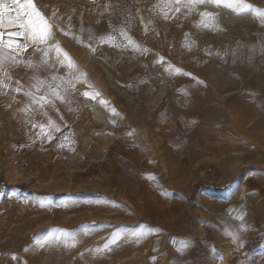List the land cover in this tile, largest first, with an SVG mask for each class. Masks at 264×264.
I'll return each mask as SVG.
<instances>
[{"label": "rangeland", "instance_id": "rangeland-1", "mask_svg": "<svg viewBox=\"0 0 264 264\" xmlns=\"http://www.w3.org/2000/svg\"><path fill=\"white\" fill-rule=\"evenodd\" d=\"M243 3L0 0V264H264V0Z\"/></svg>", "mask_w": 264, "mask_h": 264}, {"label": "snow or ice", "instance_id": "snow-or-ice-1", "mask_svg": "<svg viewBox=\"0 0 264 264\" xmlns=\"http://www.w3.org/2000/svg\"><path fill=\"white\" fill-rule=\"evenodd\" d=\"M15 2L17 4H20V0H15ZM24 2L27 5V8H25L24 11H25V14L28 17H31L32 14L34 13L36 17H39L40 20H43V17L41 15V13L35 7L34 0H24ZM177 2H179V0H177ZM205 2L215 4L216 6H224V7L230 8V9L236 11L237 13L251 9V6L247 5V4H244L243 0H191V3H192L193 6H195V4H197V3H205ZM184 6L187 7L188 5H184ZM22 7H23V5H22ZM28 8H31L30 12L27 10ZM177 10H179V9H177ZM259 14L260 15H264V13H259ZM201 15L202 16H210L211 14L202 13ZM2 20H3V13L0 12V27H3ZM21 26L23 27V25H21ZM207 26L208 25L205 24V27H207ZM45 29H50V26L47 25L46 22H45V27L40 29L39 32H36L34 30L32 33H30V35L32 36L33 42H36L37 40H42V39L45 38V36L47 35V32L45 31ZM65 34L67 35V33H65ZM8 35L11 37V36L23 35V33H8ZM2 36H3V33L0 32V37H2ZM8 43L12 44V43H14V41L9 40ZM129 43H133L134 44V42H132L130 39H129ZM20 47H25V45H20ZM57 51H62V50H60L57 47ZM142 51H147V50H142ZM64 57H65V60L68 61V67L69 68L73 67L72 62H71L70 58L67 56L66 53H64ZM62 63H63V61H62ZM176 72L179 74V70L178 69L176 70ZM184 74L187 75L186 73H184ZM49 87H50V91H51L52 95H54L57 99L64 100V97L60 96V94L58 92H56L54 89H51V85ZM57 87H59V85H57ZM47 95L48 94L45 93V95L40 96L38 99L36 97H33V103H38V102L51 103V101L46 100V96ZM84 95L85 96H92L93 94L84 93ZM51 123L52 122L50 121V124ZM53 126H55V125H53ZM40 127L43 130L44 126L40 125ZM57 130H59L58 127H57ZM49 139H51L50 136H49Z\"/></svg>", "mask_w": 264, "mask_h": 264}]
</instances>
